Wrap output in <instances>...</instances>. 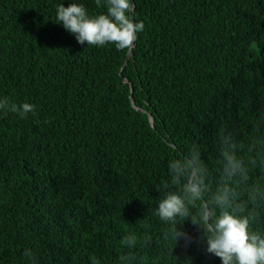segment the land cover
<instances>
[{"label": "trees", "instance_id": "trees-1", "mask_svg": "<svg viewBox=\"0 0 264 264\" xmlns=\"http://www.w3.org/2000/svg\"><path fill=\"white\" fill-rule=\"evenodd\" d=\"M61 2L0 0V97L36 106L0 112V264H222L191 216L160 220L158 189L178 190L168 162L198 143V214L217 187L219 137L233 133L245 156L264 138V0H134L145 29L125 50L80 45L55 22ZM261 179L253 168L236 186L256 231L264 203L246 189Z\"/></svg>", "mask_w": 264, "mask_h": 264}, {"label": "clouds", "instance_id": "clouds-1", "mask_svg": "<svg viewBox=\"0 0 264 264\" xmlns=\"http://www.w3.org/2000/svg\"><path fill=\"white\" fill-rule=\"evenodd\" d=\"M106 11L91 13L81 0H64L56 8V23L73 34L80 45L105 46L114 44L117 49H131L144 31L143 21L133 17L134 0H96ZM258 105L264 106V97ZM32 103L18 105L8 97H0V112L8 111L27 116L35 112ZM219 172L217 187L206 207L198 214L192 209L199 207L208 188V168L198 143L191 145L168 162L171 184L178 190H170L164 181L159 191L163 193L156 209L161 221L176 224L192 217L194 225L203 227L207 251L219 257L222 264H264V230L251 227L245 214L246 204L240 202L237 185L249 184L253 168L264 169V138H257L245 148L239 144L233 133L225 132L219 137ZM246 195L252 204L264 203V179L250 184ZM177 242L183 238L186 245L192 243V236L184 229L174 232ZM132 240L127 241L128 246Z\"/></svg>", "mask_w": 264, "mask_h": 264}, {"label": "water", "instance_id": "water-1", "mask_svg": "<svg viewBox=\"0 0 264 264\" xmlns=\"http://www.w3.org/2000/svg\"><path fill=\"white\" fill-rule=\"evenodd\" d=\"M134 44H135V43H134ZM127 63H128V57H126V59H125V63H124L123 67H122L121 70H120V75L122 74V71H123V69H124V67L126 66ZM122 79H123V82L126 81L125 78L122 77ZM132 93H133V87H132V85H130V94H132ZM138 109H139V108H138ZM139 111H143V112H146V113H147V115H148V117H149V121H150V123H151V126L154 127V126H155V123H154V118H153L152 114L149 113V112H147V111H145L144 109H139Z\"/></svg>", "mask_w": 264, "mask_h": 264}]
</instances>
